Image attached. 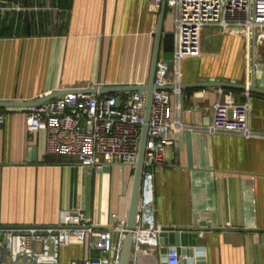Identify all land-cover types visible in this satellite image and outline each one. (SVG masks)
I'll list each match as a JSON object with an SVG mask.
<instances>
[{
    "label": "crops",
    "instance_id": "0c3cea01",
    "mask_svg": "<svg viewBox=\"0 0 264 264\" xmlns=\"http://www.w3.org/2000/svg\"><path fill=\"white\" fill-rule=\"evenodd\" d=\"M161 10L150 0H0V99L148 83ZM175 15L167 4L164 33L174 36L163 41L160 58L172 62ZM246 48L243 33L205 25L201 53L184 60L182 82L229 78L264 87V49L256 46L258 63L249 71ZM170 76L175 77L174 67ZM232 90L238 100L251 102L250 121L258 134L206 128L214 103L224 98L219 86L173 90L174 118L192 127L173 133L167 158L156 167V220L163 229L193 223L195 216L220 226H264V93ZM0 112V224L60 225L64 210L82 207L102 229L114 212L128 215L131 167L106 163L98 169L74 155L50 152L47 131L27 128L28 107ZM7 229L0 227V264L12 262ZM199 244L206 247L207 264H264V232L202 231ZM90 253L100 251L74 239L61 247L58 262L43 264H71ZM138 264H160L158 247L144 244Z\"/></svg>",
    "mask_w": 264,
    "mask_h": 264
},
{
    "label": "built area",
    "instance_id": "2783aa9c",
    "mask_svg": "<svg viewBox=\"0 0 264 264\" xmlns=\"http://www.w3.org/2000/svg\"><path fill=\"white\" fill-rule=\"evenodd\" d=\"M162 3L163 0H150L153 9H159ZM167 3L176 13L174 60L161 57L155 76L158 88L154 91L151 108L137 222L132 229V259H137V264L144 244L158 247V250L161 245L159 235L163 227L156 220V167L166 160L173 133L192 127L173 116L172 94L173 90L180 93L182 89L184 60L201 53L202 29L208 24L243 33L247 41L245 55L251 63L249 71H253L258 63L255 48L264 41V0H167ZM171 67L175 69L174 78L170 76ZM168 84L175 85L173 90L165 87ZM219 90L224 98L214 103L213 120L206 128L246 137L258 134L250 121L251 102L238 100L232 89L219 87ZM146 103V94L139 91H125L118 104L117 94L75 89L39 105L28 106L27 128L47 131L50 152L74 155L83 164L98 169L106 163L126 164L134 173ZM3 120L4 114L0 112V122ZM90 220L86 210L79 207L64 210L59 224L84 226L7 229L6 244L11 252V264L56 263L61 247L74 239L88 241L91 249L100 253L76 258L71 264H119L124 237L129 231L127 216L114 212L109 227L102 229ZM183 258L184 254L176 248L168 250V264H183Z\"/></svg>",
    "mask_w": 264,
    "mask_h": 264
},
{
    "label": "water",
    "instance_id": "95a60500",
    "mask_svg": "<svg viewBox=\"0 0 264 264\" xmlns=\"http://www.w3.org/2000/svg\"><path fill=\"white\" fill-rule=\"evenodd\" d=\"M167 0H163L162 10H161V20L159 28L157 31L156 46L152 61V70L148 83L145 84H129V85H92L89 87L82 88H64L57 89L45 95H42L36 99L30 100H13V99H0L1 107H17V106H33L39 105L47 100L53 99L59 95H62L71 90H81L86 92H100L108 95L111 92H118L117 101L118 104L121 103L123 91H139L140 93H145L147 97L146 103V113H145V123L142 128V136L139 147V155L136 163V167L133 173V182L131 188V197L127 215V225L129 231L126 233L123 241V247L120 255L119 264H131L132 254H133V242L134 234L132 229L136 225L137 215L139 209V200L142 189L143 173L145 167V157L147 151V142L149 137V121L151 117V108L153 103L154 91L158 86L155 84V76L158 68V61L161 56V49L163 41L166 38H172L174 36L173 32L164 33L163 22L165 19ZM165 50H171L165 48ZM253 62V61H252ZM174 84H168L165 87H174ZM206 87V86H219L229 89H244L249 93L260 92L264 93V87L255 84L254 82L248 81H238L236 79L229 78H212L203 81H193V82H181L180 87ZM16 225H4L0 224L2 228H15ZM27 227H34V225H26ZM58 226H84V225H58ZM147 226V224H146ZM211 230H244V231H260L264 232V226L258 227H227L217 225L215 221L201 220L197 216L194 218V222L185 225H170L164 227L163 231L160 233V247L158 250V256L160 259V264H168L167 253L169 249L176 248L180 253L184 254L183 264H207L205 249L206 247L199 244L200 233L203 231ZM42 264V263H41Z\"/></svg>",
    "mask_w": 264,
    "mask_h": 264
},
{
    "label": "rangeland",
    "instance_id": "374dc122",
    "mask_svg": "<svg viewBox=\"0 0 264 264\" xmlns=\"http://www.w3.org/2000/svg\"><path fill=\"white\" fill-rule=\"evenodd\" d=\"M260 46H262V48L264 49V41L262 42V44L260 45ZM246 50H247V48H246ZM263 54L261 55V58L263 59Z\"/></svg>",
    "mask_w": 264,
    "mask_h": 264
},
{
    "label": "trees",
    "instance_id": "16d2710c",
    "mask_svg": "<svg viewBox=\"0 0 264 264\" xmlns=\"http://www.w3.org/2000/svg\"><path fill=\"white\" fill-rule=\"evenodd\" d=\"M234 90H238V89H234ZM1 109V108H0Z\"/></svg>",
    "mask_w": 264,
    "mask_h": 264
}]
</instances>
